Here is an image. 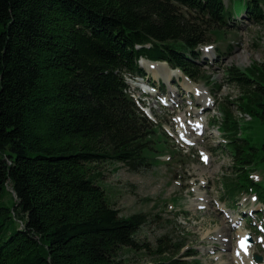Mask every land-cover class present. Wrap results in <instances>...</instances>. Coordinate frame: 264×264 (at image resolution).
<instances>
[{
    "label": "trees",
    "instance_id": "16d2710c",
    "mask_svg": "<svg viewBox=\"0 0 264 264\" xmlns=\"http://www.w3.org/2000/svg\"><path fill=\"white\" fill-rule=\"evenodd\" d=\"M225 2L0 0V264H129L123 249L148 247L137 236L148 215L122 214L99 183L105 163L138 170L161 161L162 131L125 92L124 74L144 75V56L220 88L196 62L198 47L243 13L264 23V0ZM225 74L240 94L220 108L237 173L224 183L231 196L252 190L264 202V180L249 177L264 140L242 136L230 108L264 132V61ZM181 244L160 242L158 258L136 264H200L178 256Z\"/></svg>",
    "mask_w": 264,
    "mask_h": 264
},
{
    "label": "rangeland",
    "instance_id": "374dc122",
    "mask_svg": "<svg viewBox=\"0 0 264 264\" xmlns=\"http://www.w3.org/2000/svg\"><path fill=\"white\" fill-rule=\"evenodd\" d=\"M226 3L229 4V0H226ZM231 24L233 26L225 29V34L221 32V38L215 40L213 36L211 41L200 46L204 52L199 60L200 63H203L202 67L221 84L220 88L215 89L204 79L192 80L194 81L192 83L202 88L204 97L209 98V100L215 98L216 112L211 111L205 114L211 116L207 122L213 118L214 113L220 114L219 109L222 103H229L228 100H232L240 94L237 87L226 81L227 66L233 64L246 68L252 66L254 62L264 61V23H255L251 17H248L247 13H243L242 16L231 20ZM3 29V25H0V32ZM205 46H209L210 49L205 50ZM142 65L147 69V75L151 76L154 73L146 63H142ZM154 76L158 77L156 74ZM180 89L185 88L180 87ZM201 95L197 100H201L202 105L206 101L201 98ZM193 99L196 100L194 97ZM233 102L235 101L233 100ZM192 106H196V101H193ZM213 107L212 105L211 108ZM230 108L240 119L241 124H239L245 126L242 136L251 137L258 146H261L264 140V132L258 120L249 113H243L236 103H230ZM172 115L174 114L168 109V113L162 117L161 123L164 126L172 124ZM216 120L218 119L216 118ZM215 122L217 125L218 121ZM210 123L208 132L204 135L201 136L189 129L188 136H195L194 139H199L198 144L200 146L215 153L218 148H221L218 142L220 138H218L219 133L215 130L216 126ZM157 138L156 149L158 150L157 154L160 153L161 161L155 165H145L138 170H131L120 162H108L101 168L103 175L99 183L105 186L110 199L121 209V213L130 215L142 211L149 218L148 223L142 226L137 233L138 238L142 242H147L148 247L136 251L123 249L126 256H129V264L148 262L158 258V255L153 254V252L160 242L167 244L170 248L173 247L174 243H182L178 256L191 261L195 260L193 258H200L201 264H234L236 261L231 258V250L239 229L231 228V224L225 221V217L215 207L217 199L224 205L225 202L228 206L232 204L229 199H224L223 191L216 190L218 185L216 176H236L231 153L227 151L221 159L218 157L209 159V165L203 167L199 163L198 154H196V149L198 150L199 146L190 149L180 148L176 144L175 138L162 132ZM253 167L249 172V177L257 182L264 180V161L257 167ZM201 181H205V184H202ZM199 190L209 195V206L204 210L193 207L192 211L186 212L185 210L192 207V199L199 195ZM11 192L6 196V200L9 202L15 198L14 192ZM251 196L246 194L240 197L241 208L237 211L244 209L246 212L247 208L253 206L254 202L250 200ZM255 208H260V206L256 205ZM258 216L259 219L264 218L263 214L259 213ZM225 230H229L228 233ZM222 232L227 233V242H231V246H227L226 249L225 242L220 240L225 238L223 236L225 234ZM257 246L258 244L255 243L254 247ZM193 248L196 249L195 253L197 252V254L188 256L187 253L191 252ZM258 252L264 257V251Z\"/></svg>",
    "mask_w": 264,
    "mask_h": 264
},
{
    "label": "bare ground",
    "instance_id": "6f19581e",
    "mask_svg": "<svg viewBox=\"0 0 264 264\" xmlns=\"http://www.w3.org/2000/svg\"><path fill=\"white\" fill-rule=\"evenodd\" d=\"M143 63L145 64H147L148 65V68L150 69V70H153L154 71V73L153 74H156V75H158V67L157 66H159L158 64H155V63H153V61H147V60H144L143 61ZM149 70V71H150ZM163 70H164V76H165V79L167 80V81H169L170 80V78L173 76V75H179L180 74V71L179 70H171L170 68H168V67H166L165 65H164V67H163ZM185 83H184V86H185V89H183V92H185V91H190V90H192V91H195V95H193L192 97H187V100H188V102H191V101H196V102H198L199 103V105H201V100H197V98H200L199 97V95L200 94H202L201 96V98H203V99H205V101H206V104H208V102L211 104L212 102H211V100H209V98H207V97H204V95H203V93H202V88H200V87H197L194 83H192L191 81H188V80H185L184 81ZM135 85H139V86H146L145 85V82L143 83V82H141V81H134L133 82ZM178 95H179V92H177V93H175V94H172L171 96L172 97H170V105L171 104H175L176 102H179V100H180V98H178ZM193 97L196 99V100H194L193 99ZM205 104V103H204ZM203 103H202V105H204ZM194 112L196 113V115H197V117H195V118H193V120H189V122L187 123L186 122V120H187V117H186V113H185V111H180L179 112V115H178V118H179V129H180V131L182 132V134H183V136H184V138H186V141H191V140H193L194 139V137L195 136H191V137H189L188 136V133H189V129H191V126L194 124V125H199L200 123L201 124H205V119L207 118V116L206 115H202V109L201 108H198V107H196L195 109H194ZM219 114V113H218ZM220 115V114H219ZM184 122H185V124H184ZM204 122V123H203ZM205 126V125H204ZM196 128V127H195ZM208 131V130H207ZM196 133H198V134H201V129L199 128V129H197L196 128ZM202 133H204V131H202ZM217 153V152H216ZM198 188V187H197ZM198 194H199V196H201L202 194H203V192H201L200 190L198 191ZM198 196V197H199ZM197 199V198H196ZM208 201V200H207ZM192 205H194V202L192 203ZM226 231V230H225ZM221 232V231H220ZM238 232H240L241 234L243 233V231L242 230H239ZM222 234V233H221ZM225 235H227V234H225ZM228 238V237H227ZM221 240V239H220ZM222 241V240H221ZM223 242V241H222ZM231 243V242H230ZM229 242H225L224 244L226 245V246H231V244H230ZM250 251V247H249V249H248V252ZM244 254H246V252H243V254H241V255H239V256H235V254H234V251H233V249H232V252H231V258H233L234 259V261H239V260H243V259H249V257H247L246 255H244ZM220 255V254H219ZM225 262H226V260H225Z\"/></svg>",
    "mask_w": 264,
    "mask_h": 264
},
{
    "label": "snow or ice",
    "instance_id": "6c2138e0",
    "mask_svg": "<svg viewBox=\"0 0 264 264\" xmlns=\"http://www.w3.org/2000/svg\"><path fill=\"white\" fill-rule=\"evenodd\" d=\"M204 159L206 160L207 157H204ZM247 240H248V237H244L241 241H240V247L245 251L247 252ZM240 253L237 252V255H239Z\"/></svg>",
    "mask_w": 264,
    "mask_h": 264
},
{
    "label": "water",
    "instance_id": "95a60500",
    "mask_svg": "<svg viewBox=\"0 0 264 264\" xmlns=\"http://www.w3.org/2000/svg\"><path fill=\"white\" fill-rule=\"evenodd\" d=\"M248 239H249L250 241H252V238H251L250 236H248ZM255 257H256V259H258V260H261V259H262V256L259 255V254H255Z\"/></svg>",
    "mask_w": 264,
    "mask_h": 264
}]
</instances>
